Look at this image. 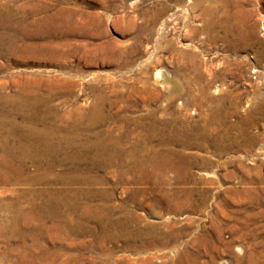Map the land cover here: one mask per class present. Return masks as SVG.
<instances>
[{
  "label": "rangeland",
  "instance_id": "rangeland-1",
  "mask_svg": "<svg viewBox=\"0 0 264 264\" xmlns=\"http://www.w3.org/2000/svg\"><path fill=\"white\" fill-rule=\"evenodd\" d=\"M43 7L46 14H39L38 8ZM23 13L35 21L57 13L67 31L63 43L53 49L52 39L34 33V23L23 25ZM6 15L12 25L1 23L0 35L10 39L14 28L20 29L12 52L30 43L35 50L28 51L41 61L28 58L26 65L17 66L10 56L14 54L4 52L0 56L2 96L39 82L44 95L49 83L54 95L51 104L62 118L58 124L87 115L102 96L107 100L102 104L106 118L97 128L100 134L118 138L126 128L130 138H135L142 126L158 124L166 134L181 124L189 134L207 133L204 140L211 135L223 150L213 146L181 149L192 159L194 180L183 184L185 191H193L190 208L172 215L165 211L152 214L144 202L141 207L128 205L143 219L139 224L155 225L163 233L174 221L182 229L177 245L152 246L147 253L135 254L124 244V234L114 244L98 247L93 243L87 249L89 235L59 240L52 231H42L36 239L26 236L22 242L14 232L1 229L0 264H24L25 247L34 264H169L174 244L175 254L209 252L213 247L218 253L214 264H234L236 256L244 264H264V0H0V18ZM24 26H28L27 35ZM40 42L48 46L41 47ZM157 72L160 76L156 78ZM90 130L87 138L93 140L96 131ZM128 144L118 148L125 150ZM28 162L23 170L31 176L36 164ZM108 170L102 188L111 192L110 203L118 207L138 186L120 185L114 169ZM14 186L5 187L7 197L10 189L26 192L61 187L60 183ZM177 186L171 181L163 188ZM40 202L37 198L36 203ZM1 211L0 228L8 223ZM21 228L20 224L13 230ZM236 248L241 252L236 253Z\"/></svg>",
  "mask_w": 264,
  "mask_h": 264
},
{
  "label": "bare ground",
  "instance_id": "bare-ground-1",
  "mask_svg": "<svg viewBox=\"0 0 264 264\" xmlns=\"http://www.w3.org/2000/svg\"><path fill=\"white\" fill-rule=\"evenodd\" d=\"M38 9L39 14H46L44 7ZM56 14L42 15L36 21L29 19L27 13L22 14L23 25L34 23L37 29L34 33L39 37L46 36L47 39H52L53 49L57 44L63 43L67 34L66 29L63 31L62 22L58 21ZM64 19L62 15L61 20ZM1 23L12 25L7 15L6 18H0V25ZM27 27L24 26L26 35ZM14 29L15 34L10 39L4 34L0 35V47L2 46L0 56L6 51L9 55L13 53L17 41L15 38L17 35L20 36V29L18 27ZM42 44L44 43L40 42L39 46H48ZM31 45L33 44L26 43L21 50L10 55L17 66L26 65L28 58L36 60L35 53L28 51L35 50L33 46L30 47ZM48 53L51 54L50 47ZM37 56L43 57L41 52H38ZM36 61H41V58ZM158 72L155 74L156 78L160 76ZM39 85L40 82L35 86L33 84L26 86L12 96L0 94V208L3 217L8 218L6 225L1 224L0 232L1 229L7 234L14 232L13 234L22 242L26 236L36 239L35 236L41 235L42 231H52L59 240L89 235L91 243L86 244L87 249L94 247L93 243H97L98 247L107 242L114 244L123 238L119 235L124 234L126 237L124 244L135 254L147 253L146 250L152 246L168 248L172 243H176L182 234V229L177 228L174 221L167 224V231L163 233L157 230L155 225L139 224L143 219L131 212L128 205L139 204L138 206L141 207L140 204L144 202L152 214L165 211L172 215L190 208L193 191H185L183 184L194 180L190 173L192 159L187 157L188 155L185 156L181 149L194 147L205 150L210 146L218 148L219 141L212 139L211 135L204 140L207 133L201 130L189 134L181 124L176 130L168 131L166 134L160 131L158 124L142 126L139 135L134 136L135 138H130L129 131L126 128L122 129V126L118 138L108 137L105 133L100 134L101 131L97 128L106 118L102 104L107 100L102 96L94 101L87 115L75 118L70 124L61 125L57 120L62 118L58 115L55 105L51 104L54 95L53 92L50 93L49 83L45 87L48 92L44 95L40 93ZM64 116L68 117L69 114L66 113ZM123 121L127 123L126 119ZM161 126L167 128L166 124ZM90 129L96 131L93 140L87 138L92 133ZM192 138L195 139L193 143L189 141ZM125 144L128 146L124 150L122 147ZM119 145L122 147L118 148ZM123 154L128 163L122 162L126 159L121 158ZM26 161L36 164V171L31 176H26L23 170ZM56 168L61 170L55 172ZM111 168L114 169L113 174L120 181V185L138 186L131 190L129 200L119 203L118 207L110 203L111 192L102 188L106 181L103 175L110 173L108 169ZM171 181L180 187L177 186L172 190L164 189L163 187ZM45 183H60L61 187L42 188L37 191L36 188L34 190L27 188L26 192L13 190L14 194L10 189L11 195L9 197L5 195L8 193L6 186L12 188L11 186L14 185L27 184L31 187ZM37 198L41 200L40 203H36ZM9 214L12 215V220ZM46 222L49 226L45 225ZM20 224L22 228L17 229V232L14 231V227ZM201 241L198 243L201 244ZM32 245L34 247L37 245L34 240ZM176 245L170 246L169 252L174 258H169V264H214L215 255L218 254L213 247L209 252L203 249L204 251L191 254L184 250L175 254ZM27 248H24L23 256L26 258L24 264H34L30 261L32 255ZM240 249L236 248V253H240ZM105 252L110 256V253ZM226 252H230L228 248ZM203 257L207 259L201 261ZM234 260V264H244L237 256ZM226 263L220 262V264Z\"/></svg>",
  "mask_w": 264,
  "mask_h": 264
}]
</instances>
